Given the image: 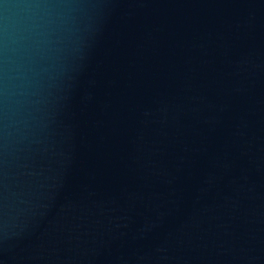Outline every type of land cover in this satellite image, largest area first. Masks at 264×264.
I'll return each mask as SVG.
<instances>
[{
  "label": "water",
  "instance_id": "1",
  "mask_svg": "<svg viewBox=\"0 0 264 264\" xmlns=\"http://www.w3.org/2000/svg\"><path fill=\"white\" fill-rule=\"evenodd\" d=\"M0 264H264V0H0Z\"/></svg>",
  "mask_w": 264,
  "mask_h": 264
}]
</instances>
